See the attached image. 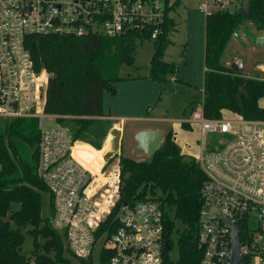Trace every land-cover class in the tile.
I'll return each mask as SVG.
<instances>
[{"label":"built area","instance_id":"2783aa9c","mask_svg":"<svg viewBox=\"0 0 264 264\" xmlns=\"http://www.w3.org/2000/svg\"><path fill=\"white\" fill-rule=\"evenodd\" d=\"M247 0H205L200 8L236 10ZM166 16L163 0H0V118H36L39 125L37 175L48 188L52 225L65 235L71 253L88 260L94 245L112 251L109 264H163L164 209L155 199L119 205L120 154L104 152L98 169L77 154L80 141L46 112L51 73L38 70L35 36H117L154 26ZM203 139L195 156L206 174L202 186L198 246L200 264H231L233 227L240 236L243 264H264V120L240 116L209 118L204 96L193 109ZM205 135L211 141L205 142ZM101 232L98 236V233ZM30 264H36L31 261Z\"/></svg>","mask_w":264,"mask_h":264},{"label":"trees","instance_id":"16d2710c","mask_svg":"<svg viewBox=\"0 0 264 264\" xmlns=\"http://www.w3.org/2000/svg\"><path fill=\"white\" fill-rule=\"evenodd\" d=\"M166 16L154 39L148 78L166 82L178 74V64L167 61L165 53L172 44L176 21L170 15L180 0H163ZM250 21L264 31V0H248L246 5L230 11L218 10L206 15L204 113L209 118L230 116L264 120V71L247 75L223 63L226 49L241 26ZM154 26L136 29L117 36L39 35L32 39L31 50L38 70L50 73L46 112L58 115L59 124L68 127L79 144L78 156L85 158L86 148L100 150L114 120L104 110V91L114 92L124 63H133L137 38H149ZM179 81H181L179 79ZM182 82V81H181ZM188 128L187 123H183ZM39 125L36 119L0 118V264H73L65 235L52 225V211L43 212L44 193L48 188L37 175ZM28 144L31 158L21 155L20 146ZM118 155L109 153V160ZM122 188L119 205L147 198L158 200L164 209L165 241L163 264H200L198 246L199 214L202 186L206 179L196 157L183 153L175 131L168 130L158 151L137 160L121 152ZM183 227V228H181ZM101 232L98 233V236ZM178 234L179 257L171 250ZM27 236L33 240L29 253L23 250ZM112 251L101 249V261L109 264ZM93 264L92 257L80 259Z\"/></svg>","mask_w":264,"mask_h":264},{"label":"rangeland","instance_id":"374dc122","mask_svg":"<svg viewBox=\"0 0 264 264\" xmlns=\"http://www.w3.org/2000/svg\"><path fill=\"white\" fill-rule=\"evenodd\" d=\"M204 1L205 0H180V4L176 5L170 12V15L174 17L176 21V30L172 33L174 43H172L165 53L167 61H175L178 66H181V73L188 74L189 72L191 75L195 72V74H197V80L200 79L198 74L199 66L205 62L204 48L206 14L200 8L201 3ZM181 5H184L183 9L181 8ZM262 33L263 31L257 30L250 21H246L239 29L237 35L230 41L226 49V54L223 57V63L231 67V65L237 60H243L247 64L245 70L246 74H257L261 68L264 67V46L257 43V38ZM154 52V39L137 38L134 62L124 63L121 67L120 74L123 76L131 74L135 77L140 76L141 79H145L142 76L149 71L151 56ZM185 56L188 57V64L185 62L187 60ZM115 85H117V83ZM199 86L200 87L192 88L190 90L183 86L180 81L177 82L175 80H170L169 82L160 85L156 95L152 93V88L150 87H141L140 91H138L140 92V96L146 98V101L151 99L148 105L142 107L143 110H145V115L160 118V123L163 124L165 128L173 129L177 133V142L179 146L184 149L185 152L195 156L199 155L201 151V142L203 139L201 127L199 123L192 122L190 127L185 128L180 121L186 118V121L191 120L194 107L197 102L203 98L204 93L203 89H201V83ZM117 87L119 88L120 86L117 85ZM136 90L137 89L130 88L127 91L134 93ZM122 93H124L123 89L117 95L113 92V89L106 90L104 92L105 107L108 109L109 104L111 105L117 101V99L121 98ZM109 98H112L111 103H109ZM225 116L230 115L228 112H225ZM36 121L38 126V119H36ZM45 122L52 126L59 125L58 120H54L51 117L46 118ZM143 123L144 120H141L139 117L125 119L123 122L125 129L123 127V135L118 146L119 149H116L119 153L123 152L124 155L137 160L149 157L146 152L137 149V140L134 138L133 134V126ZM212 138L211 135H205V142L211 141ZM85 144H87V142ZM20 148L22 157L30 159L32 154L30 146L25 144L20 146ZM106 149H108V147H105V149L102 148L98 151L105 152ZM93 167L94 166H92V168ZM49 210V195L48 193H44V214L48 215ZM174 237L175 241L171 250V257L177 259L179 257L178 234L176 233ZM103 243L104 238H99L94 245L92 255L93 264H103L101 261V249ZM32 247L33 240L30 236H27L26 241L23 244V250L26 253H29ZM69 258L73 264H84L72 253L69 254Z\"/></svg>","mask_w":264,"mask_h":264},{"label":"crops","instance_id":"0c3cea01","mask_svg":"<svg viewBox=\"0 0 264 264\" xmlns=\"http://www.w3.org/2000/svg\"><path fill=\"white\" fill-rule=\"evenodd\" d=\"M205 21H206V15H205ZM171 38L173 41L172 43H174V39H173L172 35H171ZM168 48H167V50H168ZM167 50H166V52H167ZM186 51H187V49H186ZM188 51H189V48H188ZM185 57L187 59L185 62H186V64H188L189 63L188 57L187 56H185ZM204 61H205V48H204ZM243 62H244V65H243L242 72H244L246 74L245 70L247 68V64L245 61H243ZM180 67L181 66L179 65L178 74L176 76L170 75L168 80L166 82H163V83H167L170 80H175V81L179 82V79H180L182 81V82L181 81L180 82L183 84V86H185L186 88H188L190 90L192 88L200 87L199 84L201 83V85H202L201 89H203V91H204V74H205V70H206L205 62H204V64H202V65L200 64V66H199V69H198V74L200 76L199 80H197V77H196L197 74H195V72L191 75L189 72H188V74L181 73ZM261 70L264 71V67H262ZM148 74H149V71L147 72V74H143L142 77H144L145 79H141L140 76L135 77L131 74H128V76H123L120 74L121 77H123V79L119 82H116L117 85H119L120 87L118 88L117 85H115L116 87H114V93H116V95H117L122 91V89H123L124 93H122L121 98L117 99V101H115L113 104H111V105L109 104L108 109L105 107V101H104L105 96L103 97L104 110L106 113H109V116H107V118L114 120V126L109 131L108 136L105 139L103 146H102V148H104V149H105V147H108V149H106L105 152L110 153L111 151H117L116 149H119L118 146H119V143H120L122 135H123V127H124L123 122L125 121V119L138 118L139 117L141 120H144L143 124H137V125L133 126L134 138H135V134L138 131L144 130V129L160 130L164 134L168 130H170V128H165L164 125L160 123V118H158L156 116L151 117V116L145 115V110H143V108H142V107H145V105H148L149 101H151V99H148L146 101V98H144V96L139 95L140 92H138V91H140L141 87L142 88L143 87L152 88V93L154 95H156L158 92V89L160 88V85L163 84V83H159V82H155V81L150 80L148 78ZM130 88L137 89V90L134 93L127 91ZM111 99L112 98L108 99L110 101L109 103H111ZM263 100H264V98H262L260 100V103L262 106H264ZM226 112L229 113V111H226ZM133 113H139V114H133ZM186 119H182L180 122L181 123H187L190 127L191 123L189 122V120L186 121ZM124 129H125V127H124ZM175 138L177 141V133L176 132H175ZM85 143L86 142L80 141L79 144H85ZM90 146L95 148L92 145H90ZM90 146L88 148H86V152H87L86 155L87 156L85 158H81V159L84 160L85 162H90L91 167L94 166L93 167L94 169H98L97 164H98L99 160L102 159V154L104 152H101L98 150L92 151L90 149ZM95 149H97V148H95ZM78 152H80L79 149H78ZM182 152L187 153V152H185L184 149H182ZM187 154H189V153H187ZM193 156H195V155H193Z\"/></svg>","mask_w":264,"mask_h":264},{"label":"water","instance_id":"95a60500","mask_svg":"<svg viewBox=\"0 0 264 264\" xmlns=\"http://www.w3.org/2000/svg\"><path fill=\"white\" fill-rule=\"evenodd\" d=\"M184 8V5H181ZM257 43L264 46V31L257 38ZM244 62L243 60H237L231 65L235 71H242ZM135 139L137 140V149L144 151L148 156L154 155L158 149L161 147L164 141V133L160 130L154 129H144L140 130L135 134ZM166 246L170 248L169 243L166 242ZM231 264H243V257L241 254L240 236L237 232V226L233 227V241H232V254H231Z\"/></svg>","mask_w":264,"mask_h":264}]
</instances>
